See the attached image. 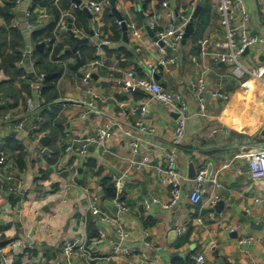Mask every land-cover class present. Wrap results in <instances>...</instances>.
I'll list each match as a JSON object with an SVG mask.
<instances>
[{"label":"crops","instance_id":"0c3cea01","mask_svg":"<svg viewBox=\"0 0 264 264\" xmlns=\"http://www.w3.org/2000/svg\"><path fill=\"white\" fill-rule=\"evenodd\" d=\"M45 1L23 0L18 4L14 0L8 11L12 15L9 24L2 11L10 0H0V28L22 24L25 41L17 47L20 51L31 48L36 61L37 52H42L37 45L45 40L35 41L34 29L46 25L55 10L59 20L64 18L68 27L54 35L55 45L62 49L63 55L56 62L63 68L60 76L51 74L50 79L56 86V98L49 102L47 95L43 102L35 98L41 107L26 126L28 129H0V142H4L1 153L7 160L5 168L0 164V207L4 210L0 217L3 239L0 247L13 256L14 264L33 260L41 264H92L90 256L79 251L84 243L93 255L111 256L107 264H173L175 257L183 261L190 258L197 264L195 257L199 255L204 256L203 264H264V179L251 176L248 161L242 155L264 149L261 130L264 85L258 82L252 86L249 78H233L229 64L217 60L226 50L225 31L218 12L220 0H204L194 33L182 45L176 63L160 75L163 87L183 94L189 101L187 131L175 148L171 140L177 113L156 101L145 89L128 86L126 80L132 70L138 77L148 75V63L158 61V42L147 29L151 21H156L161 28L173 23L180 26V18L173 21L171 11L192 20L196 8L192 7L191 0H168L169 6H164L166 0H116L117 9L127 24H135L139 31L135 36L129 28L128 42L123 40L122 25L112 14L110 2L106 12L92 13L89 17L81 6L68 0L41 3ZM245 4L250 19L243 21L233 12L232 25L240 32L264 37V0H245ZM30 8L38 14L33 30L22 23ZM42 13L48 17L42 18ZM70 19L73 29L79 31L77 37L90 38L89 43L80 46L77 64V55L68 52L77 43L69 30ZM92 30L109 40V47H103L100 54L95 47L98 36H92ZM12 51L7 46L0 52V115L10 113L19 120L25 114L26 98L34 95L35 89L31 84L30 66L20 69L21 74L7 72L2 66L4 56ZM95 59H100L102 65L92 66ZM81 60L83 63L74 68ZM244 61L253 65L262 63L264 42L251 47ZM88 70L92 72L91 78L84 81ZM200 78H205L208 87L204 102L194 89ZM216 90L223 91L226 97L209 98L208 93ZM91 101L106 115L97 111L84 117L86 104ZM143 105L148 107L145 122L155 127L154 134L142 133L133 127L140 119L133 110ZM52 110L56 111L53 124L57 121L61 127L56 126L57 135L51 134L48 125ZM108 122H113V130L105 148L91 145L86 157L64 151L68 144L93 135ZM32 123L35 128L30 126ZM47 135L50 136L49 154L40 141ZM11 136L16 137L21 147L11 149L7 144ZM134 139L141 144L138 154L130 144ZM171 149L177 154V171L186 179L180 202L173 209L155 205L145 210L146 197L160 195L163 200L170 197V186L161 182L159 168L165 165L164 152ZM147 157L151 166L138 169L131 163L134 158ZM190 164H194L197 172L208 168L211 175L217 176L222 183L218 202L214 201L212 185L201 203L191 202ZM9 175L15 178L8 179ZM115 175L122 178L120 188L113 181ZM16 182H21V192H13ZM67 186L70 187L67 189ZM112 186L116 196L108 198L106 189ZM20 196L22 209L18 214ZM258 197L262 200L259 204ZM93 198L98 200L103 213L111 215L128 231L129 237L123 243L131 253L114 252L115 244L121 242L116 225L105 224L92 213ZM116 198L128 210L120 209ZM220 201L225 206L218 210ZM101 228L106 229L108 238L97 244L95 234ZM13 243H29L33 248L19 253L13 250ZM68 243L75 249L73 255L65 249ZM0 264H3L1 259Z\"/></svg>","mask_w":264,"mask_h":264},{"label":"built area","instance_id":"2783aa9c","mask_svg":"<svg viewBox=\"0 0 264 264\" xmlns=\"http://www.w3.org/2000/svg\"><path fill=\"white\" fill-rule=\"evenodd\" d=\"M23 0H17V3H22ZM263 0H259L262 2ZM199 0H191V5L193 8H196ZM86 6L91 10L93 14L104 13L108 10L109 0H91L86 3ZM164 6H169L168 0L164 2ZM32 10H26L24 14V24L29 30H33L35 28V24L29 20ZM219 12V20L220 24L224 28L225 31V52L218 55L217 60L228 63L230 66V74L233 78L237 80H242L249 78L252 86H255L258 82L264 85V61L260 64H249L244 61L246 50L258 43L264 42V37L258 35H250L243 32H240L239 29L232 25L231 16L232 13L235 12L239 15L243 21H247L250 19V11L247 9L245 4V0H220L218 6ZM42 18L46 19L48 14L42 13L40 15ZM170 16L172 20H181V25L177 26L174 23L169 27L161 28L156 21H151L149 24L150 28L155 31V35L159 38V40L163 41V45L158 44V52L160 54L158 61L156 63H148L150 68V72L145 76H137L135 71H129L128 79L126 83L128 86L136 88L141 87L146 91L150 92L153 98L161 103L168 105L172 110L177 113V119L175 123V127L172 135V145L173 147L179 146L187 131L188 121H189V112L190 106L188 99L181 93L173 92L167 90L163 87L159 80H157L156 76L161 75L164 71L169 70L172 64L176 63V57L172 56L167 48H171L176 51L177 54L183 45L184 33L186 25L191 21V18L187 15H182L181 17L177 15L174 11H171ZM118 23L122 25V21L118 20ZM132 33L135 36L139 35V31L136 29L135 24L129 25ZM67 24L62 18L58 21L56 26V31L54 32L55 37L58 35L59 31L67 30ZM75 36L79 35V31L77 29H73ZM98 36V40L95 43V47L97 50V54H100L104 45L109 44V40L104 37L100 33H96ZM55 37L50 36L45 39L47 46L52 44L55 46ZM140 49V48H138ZM92 66H100L102 62L100 59H95L92 63ZM30 66L31 73V81L32 85L35 89V94L32 96H28L26 98V110L23 118L17 120L12 114L5 113L0 115V129L8 128L11 131H23L29 122L32 120L34 114L38 112L41 107V104L36 102L35 98H38L41 102L45 100L44 89L46 88V80L47 73L40 70L37 66L34 51L30 49H25L21 52V56L17 61V68L23 69L26 66ZM92 72L91 70L86 71L85 76L83 78L84 81H88L91 78ZM195 92L199 95L200 101L204 102L206 99V93L208 90L207 82L205 78H200L196 86L194 87ZM212 97L215 98H225L226 95L221 90H216L211 92ZM100 112L103 115L106 113L97 109L96 104L91 101L86 104V110L84 112V117H87L92 112ZM133 114H139L140 119L137 120L133 127L139 130L142 133L154 134L156 129L154 126L148 125L145 122L146 116H148V107L146 105L141 106V108H136L133 110ZM32 128H35L36 125L32 123L30 125ZM113 130V122H108L106 125L97 129V131L93 135H89L81 140H78L74 143L68 144L64 151L66 153H74L78 154L82 157H86L89 148L91 145H96L102 148L106 147V143L109 138L112 136ZM261 130L264 132V119L261 124ZM131 147L135 154L139 153V148L141 146L140 141L138 139H134L131 141ZM246 157L248 161V168L251 173V176L254 179H264V149L248 152L242 154ZM241 155V156H242ZM165 165L164 167L159 168L162 177L161 182L170 186V197L168 200H163L160 195H153L146 197L143 201V207L145 210L152 209L155 205H161L167 209L175 208L181 199L183 194V185L185 183V178L179 174L177 171V154L175 149L167 150L163 154ZM132 165L138 169H143L145 167L151 166V160L147 157L143 160H138L134 158L131 161ZM0 164L2 168H5L7 165L6 157L1 153L0 155ZM15 177L12 175L8 176V179H14ZM121 179L118 176H113V181L117 188H120ZM193 186L189 194V198L192 203L199 204L201 203L206 195L209 193L210 186L212 185L215 189V193L213 195L214 201L218 202L220 200L219 190L222 188V183L219 181L217 176H213L210 174L208 168H202L197 172V175L192 179ZM70 186H67V189ZM13 192H21L22 184L21 182H16L12 187ZM261 198L258 197L256 199V203L259 204L261 202ZM116 205L122 210H128V207L121 201V199L116 198ZM90 208L94 215L98 216L103 223L105 224H115L116 231L118 237L121 242L115 244L114 252L116 254L131 253V250L124 245V241H126L129 237L128 231L125 227L117 222L111 215L105 214L102 212L100 207L98 206V200L93 198L90 202ZM4 215V210L0 207V217ZM231 230H234L233 228ZM108 238L107 231L104 228L99 230V235L94 239L95 243L101 244ZM2 233L0 232V242L2 241ZM21 245V246H20ZM13 250L15 252H26L28 249H32L33 246L29 243H21L17 245L16 243L12 244ZM66 251L73 255L75 253V249L71 243H68L65 247ZM79 251L84 255H89L92 264H107L111 259V256H97L93 255L91 251L87 248L86 244H82L79 248ZM197 260V264H203L204 256L199 255L195 257ZM0 259L3 264H14V258L10 253L5 251L4 247H0ZM27 264H41L39 260H33ZM261 264V263H257Z\"/></svg>","mask_w":264,"mask_h":264},{"label":"trees","instance_id":"16d2710c","mask_svg":"<svg viewBox=\"0 0 264 264\" xmlns=\"http://www.w3.org/2000/svg\"><path fill=\"white\" fill-rule=\"evenodd\" d=\"M13 1L10 0L7 4V8H5L2 13L7 19V23L11 24L12 21V15L8 14V11L10 10V7L13 6ZM50 0H46L45 2L41 3H48ZM32 10L31 15L29 17V20L33 23L34 20H37L36 17H38V14L34 12L33 8H30ZM206 14V7L203 11V16ZM59 21V14L55 10L54 16L50 18L49 22L44 26H37L33 31V37L35 41H44L47 37L54 36V30L56 28V25ZM24 24V19L22 21ZM37 25V24H36ZM23 25L21 24V27ZM21 27H10L9 25H5L0 28V52L3 51V49L7 46H11L13 51L7 53L3 60H2V66L6 69L7 72L14 71L15 74H21V70L17 68V61L19 60L21 56V52L18 47L22 46L25 39L22 32ZM18 46V47H17ZM38 54V60L36 61L37 66L40 70L47 73V75L55 74L56 77L60 76L62 72V66H57L56 62L59 60V58H62V49L58 46H53L50 44L49 46H46L42 52H37ZM83 63V60L77 65L73 66L74 68L79 67ZM46 88L44 89V96H48L47 102H49L51 99L56 98V92L55 88L56 86L52 84L51 80H46ZM52 113H49V127H51V134L57 135L59 131L56 129V126L59 127L60 124L56 121L55 125L53 124L55 118H56V111L52 110L49 111ZM61 128V127H59ZM7 144L13 149L12 147L19 148L21 147V144L18 140H16V137L11 136L7 139ZM107 197H115L116 196V189L114 186L108 187L106 189ZM92 228V227H91ZM96 230V229H94ZM96 236L99 235V231L96 230ZM173 264H196L195 260L193 259H187V260H181L180 257H175L173 260Z\"/></svg>","mask_w":264,"mask_h":264},{"label":"water","instance_id":"95a60500","mask_svg":"<svg viewBox=\"0 0 264 264\" xmlns=\"http://www.w3.org/2000/svg\"><path fill=\"white\" fill-rule=\"evenodd\" d=\"M35 1H38V0H35ZM69 3L73 2L75 3L77 6H81L83 11L89 16V17H92L93 14L91 12V10L86 6V3H84L82 0H68ZM110 4H111V8H112V14H114L116 16V18L120 21H122V30H123V40L125 42H128L129 41V27H128V24L125 20V17L121 14V12L117 9V6H116V0H109ZM205 2L204 0H201V2L198 4V6L196 7L195 9V12L193 13V17H192V20L186 25L185 27V33H184V39H183V44H186L188 39L190 38V36L194 33L195 31V22L196 20L198 19V17L200 16V13L203 9V6H204ZM70 24H69V30L70 32L75 36L74 34V31L72 30L73 28V24H72V20L70 19ZM149 33L154 37V39L158 42V44L160 45H163V41L159 40V38L155 35V31H153L150 26L147 27ZM95 31L92 30L91 31V35L92 36H95ZM76 37V41L77 43L75 44V46L68 50V52H73L77 55V61L75 62V64L78 63V61L80 60V57L78 55V50L80 48V46L82 44H85V43H89L90 42V38H80V37ZM46 46V42H42V43H39L37 45V49L40 50V51H43L44 50V47ZM104 48H108L109 45H104L103 46ZM168 52L172 55V56H176L177 55V52L172 50L171 48H167ZM249 48L246 50L245 54L249 52ZM53 75H47V79L50 80L52 79ZM157 80H159L161 78L160 75H157L156 76ZM137 90H141V91H144L142 89H139L137 88ZM212 95L211 93H208V97L210 98ZM26 129H28V127H26ZM50 139V136H43L41 138V143L46 146L45 147V153L46 154H49V148L47 147L48 145V141ZM3 147H4V142H0V155H1V152L3 150ZM197 175V169L196 167L194 166V164H190L189 166V177L190 178H194L195 176ZM19 199V205H18V214L20 213L21 209H22V197H18ZM225 206V203L224 201H220L218 204H217V209L220 210L221 208H223ZM228 264H231L230 262Z\"/></svg>","mask_w":264,"mask_h":264}]
</instances>
